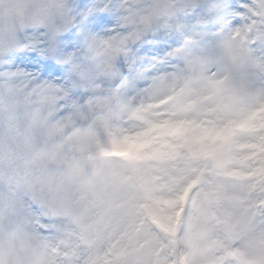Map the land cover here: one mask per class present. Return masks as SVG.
<instances>
[{"label": "snow or ice", "instance_id": "6c2138e0", "mask_svg": "<svg viewBox=\"0 0 264 264\" xmlns=\"http://www.w3.org/2000/svg\"><path fill=\"white\" fill-rule=\"evenodd\" d=\"M78 3L105 54L90 81L66 70L78 32L0 43L10 138L21 108L24 142L43 137L0 190V264H264V0H174L164 23Z\"/></svg>", "mask_w": 264, "mask_h": 264}, {"label": "clouds", "instance_id": "9594fccd", "mask_svg": "<svg viewBox=\"0 0 264 264\" xmlns=\"http://www.w3.org/2000/svg\"><path fill=\"white\" fill-rule=\"evenodd\" d=\"M131 2L135 3V0ZM173 2L174 0H140L139 13L127 18L126 22L135 23L148 17L153 23H164L168 19L166 6L170 7ZM157 10L160 15H153ZM80 13L78 0H0V43H6L23 33L45 31H54L57 38L61 39L75 27L81 40L78 47L65 50L69 57L66 70L88 82L96 75L97 66L105 58V54L91 40L90 34L80 29ZM209 55L219 62L215 66L229 70L235 79L245 76L246 69L233 49L213 46ZM9 115L8 111H0V190L7 189L13 179L12 173L23 169L43 144V137L39 134L32 136L27 143L24 142L23 136L27 129L22 108L15 113L21 125L20 143L18 145L13 142L9 132ZM0 245L7 247V238H0ZM19 264H31V257L21 251Z\"/></svg>", "mask_w": 264, "mask_h": 264}]
</instances>
